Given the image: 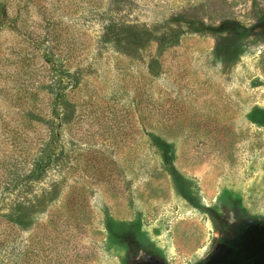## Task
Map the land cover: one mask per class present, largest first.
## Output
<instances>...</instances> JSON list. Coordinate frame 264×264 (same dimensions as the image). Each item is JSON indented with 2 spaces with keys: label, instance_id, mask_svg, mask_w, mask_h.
I'll return each mask as SVG.
<instances>
[{
  "label": "rangeland",
  "instance_id": "374dc122",
  "mask_svg": "<svg viewBox=\"0 0 264 264\" xmlns=\"http://www.w3.org/2000/svg\"><path fill=\"white\" fill-rule=\"evenodd\" d=\"M0 264H264V0H0Z\"/></svg>",
  "mask_w": 264,
  "mask_h": 264
}]
</instances>
